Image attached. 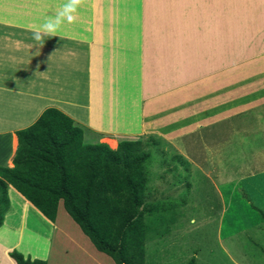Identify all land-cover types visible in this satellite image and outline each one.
Masks as SVG:
<instances>
[{
    "label": "crops",
    "instance_id": "1",
    "mask_svg": "<svg viewBox=\"0 0 264 264\" xmlns=\"http://www.w3.org/2000/svg\"><path fill=\"white\" fill-rule=\"evenodd\" d=\"M37 2L27 10L15 6L19 13L10 14L12 3L4 0L0 13V166L12 165L14 131L47 107L68 115L85 143L114 148L143 135L169 138L201 181L227 189L235 174L246 180L242 192L261 217L250 235L256 243L246 240L242 250L264 264V112L234 119L264 107V0H179L182 19L148 20L143 27L126 19L132 4L84 0L73 23L65 21L41 41L33 39L32 27L66 0ZM241 134L251 141L240 146ZM234 151L240 166L211 165ZM6 194L0 264H15L12 249L45 264H114L95 249L61 199L49 221L10 184ZM215 233L219 250L239 264L223 243L231 244V235L221 236L218 225Z\"/></svg>",
    "mask_w": 264,
    "mask_h": 264
},
{
    "label": "trees",
    "instance_id": "2",
    "mask_svg": "<svg viewBox=\"0 0 264 264\" xmlns=\"http://www.w3.org/2000/svg\"><path fill=\"white\" fill-rule=\"evenodd\" d=\"M14 133L12 165L0 166V225L10 184L49 221L61 199L95 249L114 264H145L147 234L168 207L145 201L150 155L142 150L141 139H122L114 148L85 143L81 129L55 107L43 109L33 123ZM8 255L15 264H45L15 249ZM185 264H194L193 257Z\"/></svg>",
    "mask_w": 264,
    "mask_h": 264
},
{
    "label": "rangeland",
    "instance_id": "3",
    "mask_svg": "<svg viewBox=\"0 0 264 264\" xmlns=\"http://www.w3.org/2000/svg\"><path fill=\"white\" fill-rule=\"evenodd\" d=\"M6 1L12 3V6H9L11 7L9 8L10 14H17L11 12L16 11L14 10L15 6H24V9L27 10L28 7L38 4L37 0ZM93 1L115 5L124 4V6L132 4L128 10H133V12H128L129 17L126 19L134 21L133 25L137 27L138 24L143 27L144 24L148 23V20L157 23L158 20L163 19L173 21L183 18L179 9V0ZM4 7L7 8L4 6V0H0V13L6 11ZM16 12L19 13V11ZM22 12L24 16L32 13ZM128 28L132 29L131 26ZM176 62L174 61V64ZM262 107L259 110L255 108L257 110L251 109L239 114L234 119L236 122L242 116L244 119H249L254 116L255 111L264 112V107ZM239 126L241 125L235 124V127ZM251 136L253 138L258 134ZM139 138L142 141V150L148 151L150 155L145 162L148 178L145 201H157L161 203L162 207H168L167 210L163 211L165 214L163 220L155 219L152 224L153 228L147 234L144 242L145 264H185L189 257H193L195 264V253L197 264H235L218 248V242L216 243L215 240L217 225L221 236L231 235V244L227 245L226 240L223 243L234 259H237L239 264H256L260 259L253 258V252L245 251L244 253L242 250L243 244L247 241L252 244L256 243L255 238L250 235L256 229L252 225L258 223L261 217L260 211L247 202V198L242 192L241 188L242 186L246 187V180L238 179L240 174H235L233 187H230V184L227 189L225 185L213 187L209 179L207 181L204 178L201 181L200 173L192 169L193 165L188 164L184 157L179 154L177 142L155 134L143 135ZM241 138L240 146L251 141L249 137L247 138L248 141L244 140L242 134ZM238 155L240 154H236L234 151L229 157L218 158V162L215 160L211 165L216 164L219 168H224V166L238 167L241 165V157ZM217 189L222 193V198L218 195ZM152 215L154 214L152 213ZM168 217L171 219L168 220ZM162 231V234H157ZM167 232L171 236H168ZM172 240H176V246H173ZM246 247L251 251L255 249L249 245ZM261 253V257H264V252Z\"/></svg>",
    "mask_w": 264,
    "mask_h": 264
},
{
    "label": "clouds",
    "instance_id": "4",
    "mask_svg": "<svg viewBox=\"0 0 264 264\" xmlns=\"http://www.w3.org/2000/svg\"><path fill=\"white\" fill-rule=\"evenodd\" d=\"M81 3L82 0H66V3L53 16L48 17L42 24L32 27L33 39L41 41L44 36L55 35L65 21L73 23L75 20L73 13Z\"/></svg>",
    "mask_w": 264,
    "mask_h": 264
}]
</instances>
